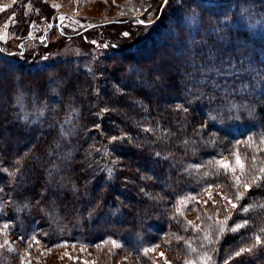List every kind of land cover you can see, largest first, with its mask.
I'll use <instances>...</instances> for the list:
<instances>
[{
  "label": "trees",
  "instance_id": "obj_1",
  "mask_svg": "<svg viewBox=\"0 0 264 264\" xmlns=\"http://www.w3.org/2000/svg\"><path fill=\"white\" fill-rule=\"evenodd\" d=\"M176 2L179 5L175 3L170 9L161 4L156 15H149L153 17L149 21L152 25L168 13L167 24L157 33L154 41L146 47L106 53L102 56L103 63L86 52L35 66L14 59L15 56L0 49V100L4 99L0 101V118L3 120L0 142L4 145V151L0 152V187L4 189L0 193V205L3 204L0 223L9 225L6 231L18 241L20 248L28 246L19 237L35 233L46 248H57L50 245L66 240L69 245L75 243L94 250L100 249L95 247L96 244L101 246L116 240L141 264H157L144 254L146 247L156 244H167L166 248L180 257H186L185 253L197 256L205 251V247H190L188 235L192 227L184 214L177 211L178 205H181L179 202L209 183L235 191L229 187L233 182L232 174L225 172L217 161L225 159L236 149L249 159L246 173L264 168V0H226L206 3L212 7L205 8H198L197 4L201 3L197 0ZM192 11L198 17H212L214 20L230 18L234 22L230 32L226 29L217 30L216 34H202L208 45L216 48L219 46L218 38L227 33L228 39L223 42L219 53L223 63L217 60L213 65H207L208 49H205L203 58H196L197 64L209 67L214 73L219 72L220 81L225 77L235 81V96L231 103L237 106L234 109L237 119L227 121L232 132L230 135L217 133L204 137V143L197 142L200 138L193 134L192 127L185 126L189 122L178 110V106L183 105L186 87L191 84L186 77L189 74L198 75L191 67L170 72L164 82L156 81L147 71L144 77L131 71H117L121 66L125 69L129 66L146 69L153 65L150 57L158 52L160 46L165 47V52L159 53V56L176 54L175 58L178 57L179 45L172 39L164 41V38L168 34L171 37L178 17L187 22ZM93 28L95 26L88 27L80 34ZM196 31L193 28V32ZM210 31L207 29L206 33ZM196 43L199 44V39ZM241 52L244 53L242 65L237 61ZM230 58L233 67L227 63ZM11 66L17 69L15 76L13 69L9 71ZM100 68L107 69L108 75H103ZM232 72H236L237 76H231ZM102 80H106L109 95L115 93L118 106L101 116L98 113L103 105L95 97L92 86ZM144 80L149 84H144ZM155 83L170 86L163 95L157 93L153 96ZM126 84L130 86L126 87ZM37 86L39 92L36 91ZM142 104L147 105L149 111H145ZM241 104L248 105V108L240 107ZM112 107L109 103V108ZM207 109L208 106L204 105L195 113L197 121L209 122L211 114ZM95 124L101 127L97 129ZM196 126L199 127V124ZM24 128H40L50 135L37 134L33 144L22 132ZM145 128L152 131L145 132ZM118 133L134 136L143 149L133 147L119 152L113 179L107 182L92 180L86 186L82 176L92 173L106 177V172H100V168L105 164L113 167L111 160L117 154L111 152L108 140ZM6 136L9 141L5 143L3 139ZM40 140L47 142L40 147ZM13 144L20 146L15 149ZM106 146L109 155L101 158ZM96 148L101 151L97 152ZM145 150L159 151L168 160L162 165L152 164L141 158ZM21 156L20 165L12 166ZM37 156L40 157L39 162L33 164L32 159ZM88 165L91 167L85 172ZM4 168L8 172H3ZM117 176L119 179H115ZM243 178L246 179V175ZM19 184L28 191L43 192L49 197L43 212L36 211L30 195L21 193L17 197L14 189ZM46 187L55 190L57 195L46 191ZM97 196L103 197L101 208L89 217L90 208L95 206L89 202ZM113 200L118 207L109 206ZM241 206L235 221L238 217L248 219L249 226L235 234L228 231L222 236L218 264H221L226 252L231 251L234 257V251L249 244L250 238L255 235L259 234L264 239V188L254 186ZM244 207L248 208L247 212L242 211ZM184 227L190 228L183 232ZM241 233L244 238L238 239ZM109 254L112 255L106 257L99 254L97 264H123L118 263L120 258L117 255L113 256L115 252ZM12 257L15 260L16 255ZM239 260H243L244 264H264V247H257L253 253L240 258H232L229 264H238Z\"/></svg>",
  "mask_w": 264,
  "mask_h": 264
},
{
  "label": "rangeland",
  "instance_id": "obj_2",
  "mask_svg": "<svg viewBox=\"0 0 264 264\" xmlns=\"http://www.w3.org/2000/svg\"><path fill=\"white\" fill-rule=\"evenodd\" d=\"M197 1L201 4H214L225 2L226 0ZM176 3L179 5L178 2ZM161 4H163V0H16L15 4H13V0H0V8L7 9V11L0 12V37H2L0 39V49L10 56H15L14 59L27 61L31 65L41 66L54 60L78 56L86 52L96 57V54L100 53L101 50L90 43L93 39L98 43L118 45L117 48L103 50L102 56L106 53L122 49L139 48L140 46L146 47V45L154 41L157 33L166 26L168 13L165 12L166 14L160 17L157 23L150 24V27H145L139 24L138 21L144 20L149 24V15H156ZM52 5L56 7L53 8ZM174 5L172 3L171 8ZM167 9H170V7ZM60 17H64V20L60 21ZM111 23H115V25ZM91 26H95V28L80 34L81 31ZM125 32L129 33L127 37L123 35ZM170 39V35L168 34L165 36L164 41H169ZM157 50L158 52L155 50L157 54L155 55L156 52L154 51L155 53L150 59H152L153 63L159 64L164 77L170 75V72L176 70L172 67L176 54L159 56V53L165 52V47L160 46ZM45 55L49 57L48 60L43 59ZM8 68L9 71L11 69L15 71V76L17 69L13 66ZM6 77H8V73ZM153 79L164 82V80H160V77ZM143 83L149 84L147 80H144ZM127 86L130 85L126 84ZM0 101H4V99ZM7 141H9L8 136L3 139V142L6 143ZM19 146L14 145L15 149H18ZM237 151L240 154L241 163L244 164L246 173L249 170V159L245 158L239 149H236L224 160L230 163L233 168H236V175L241 176L243 180L245 175L241 174L239 166L236 164L235 153ZM254 186L253 184L252 189ZM233 192V190L224 186L213 187L211 189L212 196L217 199L219 204H224L225 202L219 201L218 193L232 195ZM249 193L246 192L244 197L249 195ZM208 195L209 193L206 191L202 196L196 197L195 200H184L185 203L177 207V211L179 213L181 211L186 219H188L190 226L196 225L201 229V232L197 233L192 227L191 234L188 235L190 247L194 246L203 249L202 237L204 231L211 230L214 236L218 235L216 226L212 221L208 220L209 216H216V212L219 210L220 214L216 218L219 220L225 219L223 208L218 209L213 205L212 201H208L207 204L204 203V201L208 200ZM242 202L243 200L239 201L237 209L233 210L232 219L228 221V224L231 223L230 228L233 226L237 211L242 207ZM228 208H230V205ZM0 210H3V204L0 205ZM3 225L0 223V264H20L21 258L25 257L26 249L28 257L25 260V264H28L29 260L30 264H97L96 258H99V254H105L106 257H109L112 255L109 253L112 252H115L113 256L117 255L120 258L118 263H142L131 253L124 251L123 247L114 248L110 242L98 247L100 249L94 250L76 244L74 248L71 245L66 248H46L41 243L35 245L32 249L20 248L18 241L10 233H7ZM187 228L190 227H184L182 231H187ZM196 234L198 237H196ZM221 238L219 237L218 241L208 249L214 264L219 263ZM151 247L154 250L147 255L153 258L157 264H166V262L167 264H185L186 260L198 261L200 255L203 254L199 252L197 256H190L185 253L186 257H180L179 255L172 254L166 248L167 244ZM1 251H4L6 254H2ZM161 253H163V256L160 255ZM14 255H16L15 260L12 257Z\"/></svg>",
  "mask_w": 264,
  "mask_h": 264
},
{
  "label": "snow or ice",
  "instance_id": "obj_3",
  "mask_svg": "<svg viewBox=\"0 0 264 264\" xmlns=\"http://www.w3.org/2000/svg\"><path fill=\"white\" fill-rule=\"evenodd\" d=\"M16 3V0H13V4ZM172 3L175 4L176 0H172ZM163 6L164 7H171L169 4V0H163ZM52 7H56L55 5H52ZM198 8H205V7H212V5H206V4H197ZM146 10V9H145ZM178 10V9H176ZM7 11L5 8H0V12ZM60 21L64 20V17L59 18ZM153 19L152 16L148 17V20L151 21ZM139 24L144 25L145 27H150L151 25L146 23L144 20L138 21ZM233 21L230 18H225L220 20L217 18L214 20L212 17H198L195 11H192L190 19L185 22L182 18L178 17L175 23V28L171 30V39L175 41L177 45H179L177 51H179L180 55L176 58H174V63L172 67H174L177 72L183 67H191L196 74H189L186 78L191 80V84L186 87L185 90V99L182 106H178V110L186 117L187 121L189 122L186 124V127H192L193 134L200 139L197 141L198 143H204V137H212L215 136L217 133H223L224 135H230L232 132V127L227 124L228 120H236L237 117L235 116L234 109H236V105L232 104V98L235 96V81L229 80L227 77L223 81H220L218 79V76L220 75L219 72H213L210 70L209 67L203 65V64H197L196 58L201 57L203 58L205 49H208L207 53V65L211 66L214 64L215 61L219 60L221 63H223L222 56L219 55L222 47L223 42H226L228 39L227 33L223 37L218 38V47L211 48L207 40L204 38V35L202 34H216L217 30L224 31L228 30L231 31V27L233 25ZM7 27V25H5ZM193 28H195L197 31L196 33L193 32ZM210 29V33H206V30ZM124 36H128L129 33L125 32L123 34ZM264 38V37H262ZM2 39V37H0ZM197 39H199V44L196 43ZM91 44H93L97 49H100L101 52L96 54V59H100L101 63H103L102 59V52L103 50H107L109 48H117L118 45L113 44L109 45L108 43H98L95 39L90 41ZM244 56V53L241 52L240 56L237 57V61L239 64H243L244 61L242 57ZM90 58H93L90 54ZM44 60H48L49 57L47 55L43 56ZM229 64V67H233L231 58L227 61ZM100 72L103 75H108L107 69L100 68ZM117 71H131L134 74H138L141 77L145 76V71H147L153 78L160 77V80H165L163 71L161 70L158 63H153V65L148 66L146 69L141 68L140 66H129L127 69H125L123 66L117 68ZM231 76H237L236 72L230 73ZM233 85V87H230L229 85ZM167 83H155L154 84V90H153V96H155L157 93L163 95L166 88L169 87ZM36 91L39 92V87L37 86ZM92 91L99 101L100 104L103 105L102 109L98 113V115H101L103 113L109 112L110 110H115V107L118 106L116 100L114 99L115 93L112 95H109L107 89H106V80H102L99 84H96L92 86ZM109 103H112L113 107L109 108ZM149 103H151V100H149ZM204 105L208 106L207 112L211 115L208 117L209 122H205L203 120L197 121L195 117V113ZM144 107L145 111H149V108L147 105H141ZM240 107L247 109L248 105L241 104ZM214 113V114H213ZM197 123L199 124V127H197ZM50 128L52 125L49 126ZM101 127L100 124H95V128L99 129ZM214 129V131H213ZM3 130V120L0 118V132ZM145 132H151V128H145ZM22 132L26 134L29 141L33 144L36 143L37 134L40 136H46L50 135V133L44 132L40 128H24L22 129ZM0 140H2V135H0ZM47 141L40 140L39 146L42 147L43 144H45ZM215 143V141H212ZM247 141H245L246 143ZM108 144L111 145V152L113 154H117L114 159L111 160V164L113 167H108L107 164H105L103 167L100 168V172H106L107 176H102L99 174H92L89 173L88 175H84L81 177L83 181L86 182V186L88 183H91L92 180L97 181H104L107 182L108 180L113 179L114 177V169L115 165L118 163L119 156L118 153L127 149H131L133 147H136L138 149H143L142 144H137L136 138L134 136L124 134H114L111 135L110 139L108 140ZM97 152H100L101 150L99 148L95 149ZM228 151H231V149H227ZM4 151V145L2 142H0V152ZM26 155V153L24 154ZM109 151L108 147H105V150L103 153H101V158L108 156ZM222 155V154H221ZM236 157V164L239 166V170L242 175H246V179H241V176L236 175V168H233L230 163L225 162L223 158L219 159L217 163L222 167L225 172L230 171L232 176L234 177L232 185H230V188H234L235 191L232 193V195L228 194H220L218 193L219 201L225 202L224 204H219L217 199L214 198L211 194V189L213 187H220L218 184L209 183L204 188L196 191L192 196L186 197L185 199H192L195 200L197 196L201 195L202 192L207 191L209 193L208 200L204 201L205 204H207L208 201H212L213 205L216 206L218 209L223 208L225 211V219L219 220L216 217L219 216L220 212L219 210L216 212V216H209L208 220L212 221L213 224L216 226V232L218 233L217 236H214L213 232L211 230L204 231L203 237H202V244L205 247V251L202 255H200L199 260H186L185 264H214L212 260V256L209 254L208 249L211 248L213 244H215L219 237H222L226 232L230 231L231 233L235 234L239 232L241 229H246L249 226V220L248 219H239L237 218L236 221L233 222V226L229 229L228 221L232 219L233 216V210L237 209L239 201L244 199V194L246 192H250L252 190L253 184L256 188H264V168H259L255 171L245 173L244 164L241 163V157L239 152L237 151L235 153ZM142 159L152 163V164H160L162 165L163 161L168 160L167 156H161V153L159 151L155 152H147L146 150L142 154ZM21 159H23V156H21L19 159L15 160V164L12 166H18L20 165ZM40 157H33L32 163H38ZM255 159V157H253ZM91 165H88L84 171L88 172V168H90ZM19 171L20 169L17 168ZM3 172H8L7 168H4L2 170ZM117 171H123V169H118ZM26 174V173H25ZM9 176H12V173H8ZM115 179H119V177H115ZM108 187H112V184L109 183ZM46 191H49L52 195H57V192L53 189L45 188ZM14 191L17 193V197L23 193L25 196H31V199L33 201V207L36 209L37 212H43L44 206L47 205L49 197L46 196L43 192H31L23 188L22 184L17 185L16 189ZM141 192H143V188L140 189ZM4 192V189L0 187V193ZM235 200V202H234ZM103 201L102 196L95 197L92 201H90V205H95L94 207L90 208V211L88 212V216L91 217L92 213H94L97 209L101 208V203ZM181 205L185 203L184 200H181L179 202ZM230 205V208L228 206ZM116 206L115 200L112 201V204L109 205ZM243 212H247L248 208L244 207L242 209ZM175 218V217H173ZM9 225L5 223L3 225L4 229H7ZM195 229L197 233L201 232L200 227L196 225H191ZM20 240L23 244H26L28 248H31L33 245H39L41 243V240L37 238L36 234L33 233L31 235H21ZM244 234L241 233L238 239H243ZM250 243L246 246H240L237 250L234 251V257L231 251L226 252L225 256L223 257L221 264H229L230 259L232 258H240L246 254L253 253L254 249L257 247H264V239H262L261 235L257 234L254 237L250 238ZM107 243V241H106ZM110 243L114 248H121L122 245L118 243L116 240H111ZM69 242L64 240L57 243H54L50 245V247H68ZM73 248L76 246L75 243L71 245ZM160 245L156 244L154 247H159ZM95 247H100L99 244H96ZM154 250L153 247H146L144 249V254L147 255L148 253L152 252ZM215 251V249H213ZM163 256V253L160 254ZM28 257L27 249L25 257L21 258L20 264H25V260ZM28 264H30V260L28 261ZM167 264V262H166ZM238 264H244L243 260H239Z\"/></svg>",
  "mask_w": 264,
  "mask_h": 264
}]
</instances>
